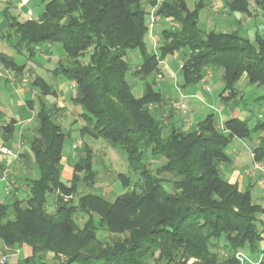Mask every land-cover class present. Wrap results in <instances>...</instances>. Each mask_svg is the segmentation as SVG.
<instances>
[{
    "label": "trees",
    "instance_id": "16d2710c",
    "mask_svg": "<svg viewBox=\"0 0 264 264\" xmlns=\"http://www.w3.org/2000/svg\"><path fill=\"white\" fill-rule=\"evenodd\" d=\"M38 1L45 8L37 21H20L6 9L0 31L28 60L46 45L61 47L66 59L54 74L75 83L79 91L74 101L82 109L80 136L85 143L77 149L72 179L63 182L70 134L57 123L59 110L47 104L46 99L56 95L54 88L36 79L41 126L34 136L22 137L38 174L25 180L26 197L20 198L22 188L14 186L0 202V241L31 247L33 256L26 264H57L59 253L68 255L65 264H240L236 254L248 248L253 258L263 255L264 264V208L222 172L231 163L228 150L236 139L257 140L254 161L264 164V121L250 129L245 121L232 119L220 131L210 114L192 129H183L156 116L152 107L166 103V98L155 81H148L161 73L167 57L178 54L182 89L206 80L209 72H223L220 99L228 105L240 96L237 86L244 77L251 86L264 87V39L258 36L252 42L238 32L204 31L201 6L191 11L186 0H163L159 6L158 0ZM229 5L233 12H249V0ZM155 7L156 15L179 27L163 31L158 51H150L146 37ZM129 51L141 55L135 69L127 60ZM1 66L16 72L17 78L25 70L0 54ZM130 76L146 82L141 97L134 95ZM29 105L33 108L36 102ZM16 124L1 128L7 142L15 136ZM87 138L122 150L137 177L133 192L130 176L120 174L125 193L115 203L90 192L75 204L82 187L97 186ZM156 163L160 165L154 167ZM119 209L126 210V220L116 218ZM96 214L111 242L98 239ZM77 217H87L83 229Z\"/></svg>",
    "mask_w": 264,
    "mask_h": 264
},
{
    "label": "crops",
    "instance_id": "0c3cea01",
    "mask_svg": "<svg viewBox=\"0 0 264 264\" xmlns=\"http://www.w3.org/2000/svg\"><path fill=\"white\" fill-rule=\"evenodd\" d=\"M24 1L25 0H0V7H2L0 8V25H2L4 21L3 12L6 9H9L12 14L14 13L11 11V8H19L22 13H29L32 11V8H34L33 6H35V0ZM162 1L163 0H158V6ZM233 1L234 0H199L194 8H190L188 0H186L188 8L191 11L201 6L199 24L203 26H201L202 29L207 26L211 31L219 33L238 32L242 37L248 38L252 42H254L258 36L264 39V0H249L248 13L231 11L229 4ZM155 8V16H158L156 15L158 7ZM35 14L37 18H39V13L35 12ZM158 18V24L152 33L153 35H149L146 38L150 51H158V48L162 44L163 31L170 29L173 23H175L169 18H163L161 16H158ZM203 30L206 31L205 29ZM4 35V30H1V56L8 61L16 62L20 67L25 66V69L27 71L29 70L34 77L31 84L22 83V78H17L16 76L14 81L8 78L0 79V170H2L0 180L7 182L6 194L8 197L14 186L19 188L24 187L25 180L30 178L29 176L34 173L31 174L29 171L30 169L33 171L35 170L36 175L38 174L34 166V158L31 154L28 142L22 137L24 135L34 136L35 132L41 126L37 118L39 109L37 102L38 91L33 88V83L36 79L40 78L44 80L46 84L54 88L56 95L48 97L46 101L48 106H55V108L59 110L56 118L57 123L62 126L66 133L68 132L70 134V137L75 134L78 139V137H80V130L83 128L84 124H80L83 120L81 117L82 114L78 113L77 110V108L80 109L81 107L74 101L79 95L75 83L68 82L54 74L59 68L60 63L64 62L66 59V57L64 58L63 56V58H61L60 56L62 49L60 48V51L57 47L58 45H46L41 48V51L36 57L28 60L25 56L19 55L14 51L12 43L8 42V39L5 38ZM131 55L134 61H136L137 64L139 63V66L142 63L139 51L133 52ZM182 64L178 54L167 57L161 64V73L158 74V78L160 79L157 80L155 76L149 79L151 80L149 82L155 81L157 88L166 98V103L161 106L152 107V110L159 119L164 120L166 123H174L183 129L190 130L196 124L203 121L208 115L214 114L217 128L220 131L223 130L224 124L232 119L245 121L250 129H254L259 121H264V107H262L260 115L256 116L246 104L249 100H245V96L247 92L255 89V86H251L245 77L240 81L241 84L244 85L243 92H240V96L237 99L226 105L222 103L220 99L223 87L218 99L213 95L212 85L220 81L223 83L221 80V72L217 74V78L216 74L209 72L206 80L199 82L194 87L182 89ZM2 67L3 66H1L0 69H2ZM128 80L129 82L133 81L135 88L138 87L139 90L141 89L140 78L131 76L128 77ZM179 85L180 88L177 90L176 88H178ZM142 95L143 91L139 97ZM213 99H216V104L214 102V104L210 103ZM33 101L36 102V105L31 108L29 104ZM252 101L258 105H263L264 95L257 96ZM206 106L211 108L212 112L204 117L203 112H205ZM69 113L73 115L71 120L72 125L66 128L65 122L63 123L60 118L61 116L65 118ZM175 114H177V116ZM254 120L255 122H253ZM11 121L17 122L16 131L13 139L7 142L6 137L2 134L1 128ZM20 129L19 142L22 143V141H24L26 146L20 151L22 154L19 153L21 155L19 158L21 159H18V156L13 150L16 147L18 139L17 133ZM75 143L66 147L64 150V158L62 160L64 170L66 169L65 167H67L66 163L69 164L70 162L71 164L72 161L70 159L75 158V151H73ZM258 143L257 140L250 142L236 139L228 150L231 163L223 166L222 172L225 179L231 184H237L241 191L249 190L254 203L264 208V184L262 182V175L258 171L251 172L253 163L255 162L253 150L258 146ZM4 149L9 151L8 155L4 153ZM246 151L249 154V159H251V162L248 163L247 161L249 159H247ZM10 153L14 155H10ZM23 155L26 157L24 162L21 161ZM77 162L78 161H75L74 164L72 163L71 167L69 166L72 172H74V167ZM15 164L18 165L20 169V176L16 173L18 176L14 180V176L11 175L10 172L9 175L6 176V168L7 166L9 168L10 165ZM19 194L20 198L26 197V193L22 190ZM2 201L5 200H0V202ZM261 221L264 224V216L261 217ZM261 250H264V241L260 245V251ZM260 251H256L254 254L256 255ZM5 255L7 264H26L25 261L33 256V250L26 244L18 247H9L0 241V260Z\"/></svg>",
    "mask_w": 264,
    "mask_h": 264
},
{
    "label": "rangeland",
    "instance_id": "374dc122",
    "mask_svg": "<svg viewBox=\"0 0 264 264\" xmlns=\"http://www.w3.org/2000/svg\"><path fill=\"white\" fill-rule=\"evenodd\" d=\"M25 1L27 2V0H25ZM198 2H199V0H188V5H189L190 8H194L196 3H198ZM34 4H35V6H33L34 8H32L34 11L32 10L29 13L28 12L27 13H22V11L19 8L18 9L11 8V11L16 16H18V18L21 21H23V22L24 21H37L39 18H37V15L35 14V12H37L39 14L42 13L44 11L45 6L42 5L38 0H35ZM0 8H2V7H0ZM155 10H156V8L152 10V13H151L152 15H153V13L155 14ZM154 18L155 19H154V22H153L151 20V15H150V18H149V32H148L147 37L150 34L153 35L152 33H153V31L155 30V27L158 24V19H159L158 16H155ZM178 27H179L178 24L173 23V25H172V27L170 29H175V28H178ZM170 29H168V30H170ZM203 29H205L207 32L211 31V29H209V27H207V26H205ZM57 47L59 49L61 48L59 45ZM60 51H61V49H60ZM133 52H136V51H129L128 52L127 60L132 65V69H135L138 66L139 63L137 64V62L134 61V58L131 55V54H133ZM60 54H61L60 55L61 58H63V56H64V58L66 57V55H65V53H63V51H61ZM84 61L86 62L87 60H84ZM177 64H178V62H177ZM221 73L223 75V72H221ZM15 75H17V73L12 71V70H10V69H6L5 67H2V69H0V79H7L8 78V79L14 81ZM155 77H157L156 78L157 80L160 79V78H158L159 75L155 76ZM217 77L218 76L216 75V78ZM20 78H22V83L31 84L33 82L32 80H33L34 77H33V75L31 74V72L29 70L27 71L25 69L24 72L22 73V76ZM129 80H128V83H129L130 86H132L134 95L136 97H139L141 95V92L142 91L144 92V86H145L146 82H144L142 80L140 81L141 82V84H140L141 89L139 90L138 87L137 88L134 87L133 81L129 82ZM148 81H151V80H148ZM212 87H213V95H214V97H216V99H218L219 95L222 92L223 83H221V81H220V82L212 85ZM243 87H244V85H242L241 82L237 86L238 90L241 93L243 92ZM179 88H180V85L176 89L178 90ZM168 89H169V87H168ZM171 91H172V89H171ZM261 95H264V87L255 86V89L250 90L249 92H247V94L245 96V100H249L250 101V102L248 101L246 103L248 105V108L251 109V111L254 114H256V116L260 115L261 109H262V107H264V104L263 105H258L252 100L254 98H256L257 96H261ZM216 99H213V101L211 100L210 103H212V104L215 103L216 104ZM77 110H78V113L82 114V109L81 108L80 109L77 108ZM211 112H212V109L206 106L205 107V112H203L204 113V117H206ZM175 115L177 116V114H175ZM72 116L73 115L70 114V113H69V115H66L65 118H63V116H61L60 119H62L63 123L65 122L66 128H69V125H72L71 124ZM253 122H255V120ZM82 123L83 124L85 123L84 120H82V122H80V124H82ZM66 130H68V129H66ZM20 133H21V129L17 133L18 139H17L16 147L13 150L16 153V155L18 156V159H21V158H19V156H21L20 154H22V153H20V151L23 148H25V146H26L24 141H22V143L19 142ZM87 142H88V144H90L89 146H91L92 152H93V156H94V170L97 173V186L93 190L89 189V188L82 187L79 190V194L74 199L75 204L76 205L78 204V199H79L78 197L79 196L86 195V194H88L90 192L93 193V195H97V196L103 197L109 203H115L117 201V199L119 198V196H121V195H123L125 193L124 189H122L121 182L118 181V178H119L120 174L130 176V179H131L130 190H131V192H133V190H134V188H135V186L137 184V177L133 173L130 172V169L128 167V163H127L126 159L123 157L122 150L119 149V148L118 149H113L107 142H105L103 140L96 141V140H92V139H88L87 138ZM73 143H75L74 144L75 148L73 147V151H75V158H72L70 160L74 164L75 161H78L77 149H82L85 141L82 139L81 136L78 137V139H77V137L74 134L67 141L66 147L71 146ZM3 151L7 155L9 154V151H6V149H4ZM246 154H247V159H249V154H248L247 151H246ZM10 155H14V154L10 153ZM23 157H24V159H23ZM23 157H22V160H21L22 162H24L25 159H26L25 155H23ZM18 159H16V160H18ZM250 160L251 159H249L247 161V163L251 162ZM72 163L71 164H70V162H69V164L66 163L67 167H65L66 169L62 172V181L65 182V183H69L70 180L73 177V172H72V169L70 168ZM159 165L160 164L156 163V164H154V167H157ZM19 170L20 169L18 168V165H16V164L15 165H10L9 168L7 166V168H6V176H8L9 172H10V174L14 176V180H15L18 175L20 176ZM29 171L31 172V174L34 172L31 176H29L30 178L34 179V177L35 178L37 177V175L35 173V170L33 171V170L30 169ZM22 177H24V176H22ZM6 188H7V182H4V181L0 180V200H6L7 199ZM21 190L23 192H25V190L23 188ZM53 206H54V203H53ZM124 209H119V211H118L119 216H116V218H119L118 220H126V210H124ZM102 210H105V208L102 207ZM51 212L52 213L54 212V208L53 207H52ZM96 216H97L96 217V225L98 227V239L102 243H105V241L111 242V238L110 237H112V236L107 232V230H104V229L100 228L101 227V226H99V219L100 218L98 217L97 214H96ZM132 216H134V215H132ZM87 220H88L87 217H85L84 219L77 217V222H78V224L80 225V227L82 229L84 228V224H85V222ZM78 238H80V237H78ZM112 239H113V237H112ZM241 252H244L247 256H250L251 258H253L251 256L252 253L250 251V248L246 249L245 251H241ZM223 255L224 254H222L221 256L225 257V255L224 256ZM67 256H68L67 254L59 253L58 254L59 262L58 263L56 262V263L57 264H60V263L65 264L69 260V257H67ZM2 258H6V255L3 256ZM235 258L240 263L238 258L237 257H235ZM51 262H49V264H51ZM193 263H194V260H191V261L188 262V264H193Z\"/></svg>",
    "mask_w": 264,
    "mask_h": 264
},
{
    "label": "built area",
    "instance_id": "2783aa9c",
    "mask_svg": "<svg viewBox=\"0 0 264 264\" xmlns=\"http://www.w3.org/2000/svg\"><path fill=\"white\" fill-rule=\"evenodd\" d=\"M154 15H155L154 13H153V15L151 14V20L153 22H154V19H155ZM222 129H224V126H223ZM257 171L261 173L262 182L264 184V164L263 163H259V162H254L253 163V167H252L251 172H257ZM236 257L240 261V264H261V262L263 260V255H260L258 258H251L250 256H247L244 252L237 253ZM0 264H7V259L6 258H2L0 260Z\"/></svg>",
    "mask_w": 264,
    "mask_h": 264
}]
</instances>
